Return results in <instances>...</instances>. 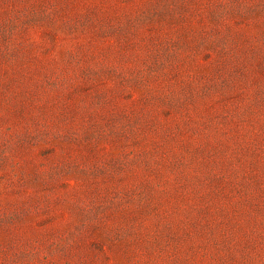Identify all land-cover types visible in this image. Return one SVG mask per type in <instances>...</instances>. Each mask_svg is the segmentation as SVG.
<instances>
[{"label":"rangeland","instance_id":"1","mask_svg":"<svg viewBox=\"0 0 264 264\" xmlns=\"http://www.w3.org/2000/svg\"><path fill=\"white\" fill-rule=\"evenodd\" d=\"M0 264H264V0H0Z\"/></svg>","mask_w":264,"mask_h":264}]
</instances>
